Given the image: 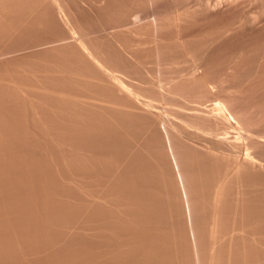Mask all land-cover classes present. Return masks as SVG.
<instances>
[{
	"label": "rangeland",
	"instance_id": "374dc122",
	"mask_svg": "<svg viewBox=\"0 0 264 264\" xmlns=\"http://www.w3.org/2000/svg\"><path fill=\"white\" fill-rule=\"evenodd\" d=\"M58 1L0 0V264H264V0Z\"/></svg>",
	"mask_w": 264,
	"mask_h": 264
},
{
	"label": "bare ground",
	"instance_id": "6f19581e",
	"mask_svg": "<svg viewBox=\"0 0 264 264\" xmlns=\"http://www.w3.org/2000/svg\"><path fill=\"white\" fill-rule=\"evenodd\" d=\"M54 1V4H55V6H56V8H57V10H58V12H62V7H61V4L59 3V1L58 0H53ZM81 46L84 48V46H83V42H81ZM111 74L110 73H108V76L109 77H112V76H110ZM115 84H117L116 86L118 87V88H120L121 90H124V92H127L126 91V88H125V86H124V84H123V82H121L120 80H117V83H115ZM214 115L215 116H217V117H220V118H222V119H225V120H228L227 119V117H229V116H227V113H226V109L220 104V103H216L215 104V107H214ZM230 118V117H229ZM230 120V119H229ZM231 121V120H230ZM232 122V121H231ZM227 138L228 137H225V138H220V141H223V142H227ZM241 139V133L240 132H235V135L231 138V140L230 141H228V143H230V145H237L238 144V140H240ZM241 165L242 164H250V160H243L241 163H240Z\"/></svg>",
	"mask_w": 264,
	"mask_h": 264
}]
</instances>
